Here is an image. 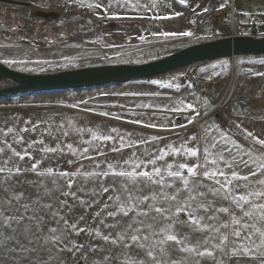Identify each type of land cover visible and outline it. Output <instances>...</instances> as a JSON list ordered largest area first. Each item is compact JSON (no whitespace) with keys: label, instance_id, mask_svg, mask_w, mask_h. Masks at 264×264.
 <instances>
[{"label":"rangeland","instance_id":"rangeland-1","mask_svg":"<svg viewBox=\"0 0 264 264\" xmlns=\"http://www.w3.org/2000/svg\"><path fill=\"white\" fill-rule=\"evenodd\" d=\"M22 1L30 3V6L0 3V63L25 73H49L104 64H138L159 59L192 44L231 36L230 31L217 25L218 19L215 21L211 17L210 8L212 5L210 2L214 1L215 3L216 0H183L185 5L182 7H179L182 3L179 2L177 5L175 0H154L152 4L150 3L151 5L149 0ZM230 1L227 0L225 5ZM221 3L222 0L216 4V8ZM221 8H225V6ZM4 9H7L12 15H3ZM35 10L56 12L57 17L49 19L34 17L32 12ZM228 14L229 11L226 10L223 17H228ZM161 15L163 18H160ZM239 20L246 21V19L240 18ZM183 33H190V35H183ZM243 59L245 57L234 56L220 58L216 62L194 63L168 71V74L152 76L154 78L132 80L124 84L100 86L84 91L78 90L71 94L77 95L78 99H104L105 103L126 100L138 104L139 107L145 106L148 100L157 101L158 111L161 110V112H155L152 115L142 114L143 111L133 114L142 123L154 125L162 122L160 119H166L168 115L191 112L199 102H202L198 93L192 92L187 87H179L184 84L185 76L192 77L198 73L200 70L198 68L205 67L199 74L208 82L211 81V84H215L214 88H218L220 78L224 79L225 72L232 68L233 61H237L240 65V60ZM259 59L264 63V56ZM256 66L257 63L251 65L252 68ZM152 79L160 80L159 83H152ZM168 82L171 83L168 85L169 89L163 92L161 86ZM12 84L9 79H0V88ZM197 90L204 93L201 87H197ZM151 93L153 99H149ZM33 95L34 93L7 96L0 99V108L26 105V102L36 99ZM43 96L45 94H40L39 97ZM189 104L193 105V108H188ZM215 108L216 110H214ZM210 110L212 119H218L221 124H226V120L220 113L222 108L218 102ZM82 114L73 112L72 115L82 116ZM92 123H97V121ZM112 123L121 132L127 131L125 129L141 128L138 124L122 121ZM105 125L107 124L105 123ZM72 127L78 132L94 133V129L90 126L86 127L80 124L75 126L74 124ZM259 130L261 132L256 133L255 137L258 136L264 140V122ZM110 133L113 135H96L90 139H87L86 135H54L55 143L51 147L56 149L54 152H45V147L39 145L38 139L31 140L32 148H37L40 152L38 155L29 153L30 155H25L23 160L16 155L7 154V152H17L16 148L23 150L20 142L17 145V139L21 135L15 138H4V146L8 151L0 146V149H3L0 151V168L5 169L4 172H0V264H125L129 257L135 260H144L150 264L151 258L147 257L145 252L157 238L151 237L149 241H143V235L148 234L147 229L141 233V242L146 245L143 250L132 245L127 237L125 242L130 247H125L122 243L113 245L95 235L97 229L101 236L112 234L113 238L121 232L131 234L132 230L128 228V225L133 223V217L136 215L135 212L129 213L128 217L119 213L116 217L107 215L108 211H113L116 208L115 200H109L108 197L119 194L121 200L126 199V193H114L113 189H120L127 181L123 177L113 175L118 171L105 170L109 172V175L104 176L103 172L105 171L100 173L98 170L108 168V164L111 165L120 152L121 156L117 165L120 164L121 170H129L128 168L132 166L130 163L126 164L125 161H132L141 163V170L150 171L153 165L147 162L155 160L154 166L166 174L168 165H172L175 170L184 157L192 160L193 157L188 156L184 149L194 147V144L186 143L185 137L182 135H160L159 131L152 132L153 135H114L115 131H110ZM219 133L221 131L213 126V136L221 135ZM47 136L41 135L39 139L44 141ZM104 137H111V139L105 140ZM238 139L240 143H244L242 139ZM251 142L254 147H257L254 141ZM206 146L209 144L204 142L202 156H204ZM154 149L167 151L168 154L164 155L163 159H157L161 155L154 154L143 158L144 151ZM262 149L264 150V148ZM108 151L109 153H105ZM173 152L178 153L177 155L180 157L174 155ZM255 157L253 156V158ZM33 164L37 165V171L51 168L53 172L66 169L68 173L79 170L80 173L85 174L75 177L70 191L76 192L80 199L85 200L91 206L89 207L87 204L81 206L78 199L61 195L62 191L69 190L64 179L57 178L55 184L52 180L44 182L38 179V175L29 170ZM64 164H67L66 168ZM17 168L22 170L19 174L16 173ZM254 168L255 165L250 163L247 168H244L241 175H248ZM88 173H100V175L87 176ZM258 178H260L259 175L249 177V180L254 181ZM163 179L166 182L168 179L174 180L173 178ZM235 183L248 182L237 181ZM172 184L174 187H182L178 180H174ZM102 185L109 187L108 193H101ZM128 186L132 187L130 184ZM148 186L152 195L159 194L160 185L149 184ZM153 187L156 192L151 189ZM260 187L255 183H249L247 189L240 188L237 191L243 192ZM78 188H83V191L78 192ZM167 190L173 191V189ZM142 191L144 190L142 189ZM200 191L208 192L207 200H211L212 205L207 214L202 209L198 210V216L211 215L212 209L218 207H228L230 210L236 211L237 215L240 214L230 201L223 200L218 196L210 197V194H213L208 191V188H203ZM17 197L19 198L17 199ZM202 199H206V197H202ZM62 200H67V205L64 207L59 205V201ZM257 202L264 203V198ZM106 203L107 208L104 207ZM25 205L28 206L27 209H25ZM44 205H51V208H45ZM69 206L72 207L69 208ZM174 211L175 209L172 210V212ZM53 212L58 213L56 217H53ZM97 213L99 215H96ZM216 216L218 218L216 221L205 219L203 223L217 227L219 223H230L228 214L216 213ZM4 217H23V219L19 223L16 222V219H12L10 226H5ZM61 217L67 219L69 224L75 223L78 229H90L91 234L88 231L76 234L74 230L68 229L64 225ZM81 217L83 219H80ZM139 218L144 219V217L136 215V219ZM179 218L187 220L185 213H181ZM57 220L60 222L57 223ZM149 222H151L150 219L145 220V224ZM169 222L160 219L155 230L159 232L160 228ZM112 224H117V226L105 227V225ZM257 226L264 229V223H258ZM52 228L57 231L52 233ZM174 231L178 237H186L185 243L189 247H195L197 251H204L207 248L213 252V255L201 257L195 253L180 251V246L166 244L163 246L166 253H161L159 245L152 249L157 259L168 261L169 264L172 261H175L176 264H197V262L199 264H264V246L257 248L248 241H244L243 244L249 248V252L245 254L239 250L233 254V249L239 248L240 242L235 241V238L231 236V228L222 229L229 235V239L225 245L215 248L213 245H219L217 233L210 234L207 230L196 231L194 226L188 224L183 226L177 224ZM209 235L217 236V239L209 240L205 244V238ZM53 236L58 239L54 241ZM254 239L256 244H259L258 236ZM69 241L83 245V247L79 251H68L69 248H72ZM105 257L108 259L106 260Z\"/></svg>","mask_w":264,"mask_h":264},{"label":"crops","instance_id":"crops-1","mask_svg":"<svg viewBox=\"0 0 264 264\" xmlns=\"http://www.w3.org/2000/svg\"><path fill=\"white\" fill-rule=\"evenodd\" d=\"M153 1L154 0H149V4H152ZM175 1L177 2V5L179 2L183 4H180L179 7L185 5L183 2H181V0ZM226 1L227 0H222V3L219 4L217 8L216 4H218L220 0H216L215 3L214 1L210 2L212 5L210 10L224 7ZM233 7L234 12L240 19L245 20L248 16L252 15H264V10H262L264 9V0H233ZM160 18H163V15H161ZM263 56L264 55L241 56L245 57V59L240 60V65H238L237 61H233V66L232 68H229L227 72H225L224 79L220 78L218 88H214L213 86L215 84H211V81L208 82L199 74V72L205 67L198 68L200 70H198V73L192 77L185 76L184 84L179 87H187V89L191 90L192 92L198 93L202 102H199L198 106L194 108V110H191V112H182L180 114L176 113L175 115H168L166 119H160L162 122L155 123L154 125L142 123L136 119L133 114L142 111V114L149 115H152L155 112H161V110L158 111L159 106L157 101L153 102V100H148V103L145 106L139 107L138 104L131 103L130 101L126 100H116L112 103H105L104 99H78L77 95L71 94L78 90L34 93L33 96L36 99L34 98L35 100H32L28 103L26 102V105L0 108V146L1 148H4L8 151V149L4 146V138H15L21 135L17 139V145L19 144L18 141L20 140V146L23 150L21 151L19 148H16L17 152L22 154V152L26 150L28 153L38 155L40 151L37 148H32L31 140L36 141L38 139L40 146L51 148L55 143L54 135H86L87 139H90L93 136V133L86 134V132H78L72 127L74 124L75 126L80 124L93 128L96 135H113L110 133V131H115L114 135H153L152 132L154 131L161 132L160 135H182L185 137L186 143H193L194 147L199 150L198 156L193 157L192 160L184 157L183 161H180L181 164H186L188 166L203 164L204 168H215V166L205 164L202 156L203 143L205 142L210 145L213 140H215L217 144V148L211 149L213 153L219 151L221 148L226 147L230 150L231 157H235L237 162L240 159L248 160L249 156L245 155L244 153H247L249 149L255 148L264 151L260 145L254 147L253 144H251V141H253L252 137L247 136V133L251 132L255 137L256 133L261 132L259 129L264 122V63L261 59H259V57ZM217 60L218 59L204 62H216ZM256 63L257 66L252 68L251 65ZM182 73L184 74V72ZM163 74L168 73L166 72ZM156 76H161V74ZM159 80L160 79H156L153 81ZM170 84L171 83L168 82L167 84L161 86L163 87V92H166L169 89L168 85ZM197 87L203 88L204 93H201L199 90H197ZM90 89H81V91ZM40 94H45V96L39 97ZM149 99H153L152 93ZM217 102L222 108L220 113L226 120L225 125L221 124L217 120L212 119L213 117L211 115L210 109ZM212 103L214 104L212 105ZM214 110H216V108ZM73 112L83 114L82 116H73ZM197 113L199 115H197ZM189 120H191L192 123H189ZM93 121H97V123H92ZM116 121H122L129 124H138L141 128H137L136 130L123 128L127 131L121 132L118 128H116V125L112 123ZM105 123L107 125H105ZM237 125H239V127H237ZM213 126H216L218 130L221 131V133H219L221 135L213 136ZM9 128L13 130L11 133L7 132ZM24 129H27V131H23ZM41 135H48L47 139L42 141L39 139ZM238 138L242 139L244 143H240ZM256 138L262 140L258 136ZM162 152L167 153V151H160L157 149L144 151L143 158L151 154L162 155ZM105 153H109V151ZM7 154L10 156L15 155L14 152H7ZM100 154L103 155L101 152ZM177 154L174 153V155ZM223 154L225 157H229L228 151H225ZM252 155L257 156L258 153L253 152ZM120 156L121 153L119 152V154L112 161L111 168H101L98 171L102 173L105 170H121L120 164L117 165V161L120 159ZM178 157H180V155ZM66 166L67 164H64L65 168ZM130 166H132L131 163ZM219 167L225 172L229 173L232 170H236L240 175L245 168L242 164H239L238 167L234 165L233 169H228L224 168L222 163L219 164ZM204 168H201L200 171L202 172ZM128 169L132 170V167ZM58 172H67V170H55L53 174ZM182 174L187 175L186 169L182 170ZM163 178L171 177H169L167 173H163ZM38 179H41V181L45 182L51 181L53 177L38 176ZM191 179L193 178L190 177V180ZM196 179H199L205 185L219 187V185L214 184L213 180H206L202 175ZM220 179H223V177H220ZM167 182L174 183V180L168 179ZM142 189L144 191L135 194L138 198L142 199L144 195H148L149 197L152 196L149 191V186L143 187ZM151 189L156 192L154 187ZM207 196L206 199H202V197H198L197 199L202 200L205 204H207L209 201H211L209 199L207 200ZM210 197L215 196L210 194ZM149 202L157 204L158 206L162 205L165 208H171V212L175 209L174 207L170 206L169 202L161 201L159 198L155 201H143L140 207L144 208V206ZM138 211L139 209L137 212ZM137 212H135L136 215ZM153 214L155 213H152V215ZM144 219L146 220L149 218Z\"/></svg>","mask_w":264,"mask_h":264},{"label":"snow or ice","instance_id":"snow-or-ice-1","mask_svg":"<svg viewBox=\"0 0 264 264\" xmlns=\"http://www.w3.org/2000/svg\"><path fill=\"white\" fill-rule=\"evenodd\" d=\"M183 2V0H181ZM96 7H99V5H96ZM183 35H190V33H183ZM152 83H159L158 81H152ZM188 108H193V105L189 104L187 105ZM197 115H199L197 113ZM189 123H192L191 120H189ZM239 127V125H237ZM13 130L9 128L7 130L8 133H11ZM23 131H27V129H24ZM93 136L95 137L96 134L93 133ZM247 136L252 137L255 144L260 145L261 148H264V140L257 139L252 135L251 132L247 133ZM105 140L111 139V137H104ZM155 139V138H153ZM22 141V138H21ZM20 142V141H18ZM235 143V142H233ZM71 147V146H69ZM171 148V146H168ZM217 148V144L215 140L209 145L204 148V156L203 160L205 164H208L210 166H215L213 169L212 167L204 168L203 164H197L188 166L186 164H179L176 166L175 170H173L172 165L167 166V174L169 177L173 178L174 180H178L182 187H174L172 183H168L163 179V173L160 168L155 167V160H149L147 163L152 164L153 168L148 170H139L141 169V163H135L132 161H125L126 164L131 163L132 164V170H121L118 172H114L113 175L123 177L126 179L127 183L123 184L120 189H113L114 193H126V199L121 200V196L119 194L117 195H110L108 197L109 200H115L116 202V208L113 211H108L107 215L109 217H116L119 214H122L124 217H128L129 213L137 212V215L144 218H149L151 222L145 224L144 219H136V217H133V223L128 225V228L131 229V234H127L124 232L117 233L116 237L113 238L112 234H107L101 236L100 231L97 229L95 232V235L98 237H101L105 242H110L113 245H116L118 243L124 244L125 247H130L128 243L125 242V239L127 237L128 240L131 241L132 245H135V247L139 249H145L146 245L145 243L141 242V233L144 229L148 230V234L143 235L142 239L143 241H149L151 237H156V241L148 246V249L145 252V255L149 258H151L150 264H169L168 261H162L157 259L154 256V253L152 251L153 248H156L158 245L160 246L161 253H166V249L163 247L166 244L176 245L180 246V251L183 252H189V253H195L198 256H209L211 257L213 255L212 251H209L207 248H205L204 251H197L195 247H189L186 243V237L180 238L174 231L175 226L177 224L183 226L185 224H188L190 226H194V230L196 231H205L207 230L210 234L211 233H217L219 238V245H213V247L217 246H223L227 243L229 239V235L226 232H223L222 229H228L231 228V236L235 238V241L240 242L239 248L233 249V254H235L237 251L242 250L245 254L249 252V248L247 246H244L243 242L248 241L250 244L254 245L255 247L264 246V229L258 227V223H264V203L257 202L259 199L264 198V151H261L260 149H249L247 153H244L245 155L249 156L248 160L240 159L238 162L236 161L235 157H231V152L229 149L221 148L219 151L213 153L211 149ZM0 151H3V149H0ZM45 152H54L56 149L52 148H45ZM178 151V150H173ZM198 149L195 147H186L184 149V152L190 156V157H197L198 156ZM225 151L229 152V157H225L223 154ZM253 152H257L258 155L253 158ZM16 156H18L21 160L24 159L25 155H30L26 150L23 154L19 152H14ZM168 153L162 152V155L157 157V159H163L164 155H167ZM240 154V153H238ZM222 163L224 168L233 169L234 165L236 167L239 166V164H242L244 167H248L249 164H254L255 168L249 172L248 175H240L238 171L232 170L229 172H225L222 168L219 167V164ZM112 166L109 165V168ZM204 168V170L201 172L200 169ZM187 172V175L182 174V170H185ZM30 171L36 173L38 176H50L53 177L52 182L55 184L57 182V178L64 179L67 184L68 191H62L61 195L68 197L72 196L79 200V203L81 206H91L83 199H80L77 196L76 192H71V188L73 187V182L75 177L78 175H85L83 173H80L79 170L77 172L68 173V172H58L53 174V169L48 168L46 170L37 171V165L33 164L32 168L29 169ZM4 168H0V172H4ZM11 171V170H9ZM22 170L17 168L16 173L19 174ZM87 176H99L100 173H88ZM104 176H108L109 172L105 171L103 172ZM203 176L206 180H213L215 185H219V187L209 186L205 185L203 182H201L198 178L199 176ZM259 175L260 178L255 179L254 181H250L249 177H257ZM157 177H160V179H157ZM190 177L193 178L190 180ZM220 177H223V179H220ZM237 181H245L248 183L240 184L235 183ZM249 183H255L257 185H260V188L238 192L237 190L240 188L247 189L249 186ZM132 185V187H129L128 185ZM149 184L152 185H160L159 189V198L167 201L170 203L171 207L175 208L174 212H171V208H165L162 205L158 206L157 204L149 202L144 206V208H141L140 205L143 203V201H155L158 199L157 194H153L151 197L148 195H144L141 198H138L134 193L142 192V188L148 186ZM208 188V191L211 192L214 196H218L223 200L230 201L231 205L234 206L235 209L239 211V215H237L236 211L230 210L228 207H218L212 209L211 215H206L205 217H201L197 215V211L202 209L206 214L209 212L212 202L209 201L206 205L202 200H198V197H206L208 195V192L200 191V189ZM167 189H173V191L169 192ZM109 187L101 186V193H108ZM77 191H83V188H78ZM19 197H17L18 199ZM95 202V201H93ZM175 202V203H173ZM60 207H64L67 205V200L59 201ZM25 209H27V205L24 206ZM45 208H51V205H44ZM72 206H69L71 208ZM105 208L108 207L107 203L104 206ZM152 213H155V215H152ZM185 213L187 216V220H181L180 214ZM216 213H222V214H228L230 217V223H219V226H215L208 223H203L205 219L210 221H216L218 218L216 216ZM58 213L53 212V217H56ZM96 215H99L97 213ZM163 219L165 221H170L167 223L166 226L161 227L159 232L155 230L156 226L159 224V220ZM16 219V222L19 223L23 217L20 218H9L4 217V224L5 226H10V220ZM29 219H32V217H29ZM42 219V218H41ZM60 219L63 220L64 225L71 230H74L76 234H79L80 232L88 231L89 234H91L90 229H84V228H77V225L75 223L69 224L67 219H64L61 217ZM80 219H83L81 217ZM60 221L57 220V223ZM117 224L112 225H105V227H116ZM57 229L52 228L51 232L55 233ZM259 238V244H256L255 237ZM52 239L56 241L58 238L53 236ZM217 239V236L209 235V237L205 238L204 243L207 244L209 240H215ZM72 244V248H69L68 251H79L80 248L83 247V245H77L73 241H69ZM107 260L108 258L105 257ZM125 264H149V262H146L144 260H135L131 257L127 259ZM170 264H176L175 261L170 262ZM199 264V262H197Z\"/></svg>","mask_w":264,"mask_h":264},{"label":"water","instance_id":"water-1","mask_svg":"<svg viewBox=\"0 0 264 264\" xmlns=\"http://www.w3.org/2000/svg\"><path fill=\"white\" fill-rule=\"evenodd\" d=\"M30 6L22 0L0 3ZM34 17L49 19L56 12L35 10ZM264 55V36H226L189 45L156 60L138 64H104L49 73H25L0 63V79L13 84L0 88V99L17 94L90 89L160 75L190 64L226 57Z\"/></svg>","mask_w":264,"mask_h":264},{"label":"built area","instance_id":"built-area-1","mask_svg":"<svg viewBox=\"0 0 264 264\" xmlns=\"http://www.w3.org/2000/svg\"><path fill=\"white\" fill-rule=\"evenodd\" d=\"M226 10L229 11L228 17H223ZM211 17L217 20V25L231 32L233 36H252L262 37L264 36V15H252L246 18L245 22L239 20L238 15L234 12L233 0L229 4L225 5V8H219L217 10H210ZM219 13V15H217ZM216 21V20H215ZM218 120V119H216ZM220 121V120H218Z\"/></svg>","mask_w":264,"mask_h":264},{"label":"bare ground","instance_id":"bare-ground-1","mask_svg":"<svg viewBox=\"0 0 264 264\" xmlns=\"http://www.w3.org/2000/svg\"><path fill=\"white\" fill-rule=\"evenodd\" d=\"M3 15H12V13L11 12H9L7 9H4V11H3Z\"/></svg>","mask_w":264,"mask_h":264},{"label":"flooded vegetation","instance_id":"flooded-vegetation-1","mask_svg":"<svg viewBox=\"0 0 264 264\" xmlns=\"http://www.w3.org/2000/svg\"><path fill=\"white\" fill-rule=\"evenodd\" d=\"M6 16H9V15H6Z\"/></svg>","mask_w":264,"mask_h":264}]
</instances>
